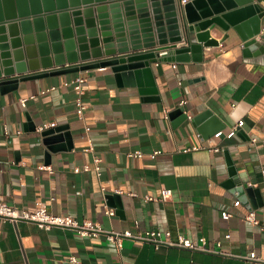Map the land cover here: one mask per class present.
<instances>
[{
	"label": "crops",
	"instance_id": "0c3cea01",
	"mask_svg": "<svg viewBox=\"0 0 264 264\" xmlns=\"http://www.w3.org/2000/svg\"><path fill=\"white\" fill-rule=\"evenodd\" d=\"M252 1L263 10L264 35V0ZM226 34L185 60L151 62L140 84L100 67L21 81L0 94L1 202L26 210L43 203L111 232L204 238L218 252L157 250L133 239H123L119 251L104 234L0 219V264H70L71 255L78 264H264V56L246 55L233 28L211 30L217 41ZM13 40L5 44L15 65ZM78 74L86 77L82 118L73 87L64 85ZM204 114L205 135L193 123ZM49 123L62 127L52 141L38 131ZM194 146L201 148L185 151ZM135 151L144 156L128 157ZM94 156L102 160L99 171ZM234 180L258 191L240 197ZM162 189L172 192L165 201ZM251 211L258 225L245 219Z\"/></svg>",
	"mask_w": 264,
	"mask_h": 264
},
{
	"label": "water",
	"instance_id": "95a60500",
	"mask_svg": "<svg viewBox=\"0 0 264 264\" xmlns=\"http://www.w3.org/2000/svg\"><path fill=\"white\" fill-rule=\"evenodd\" d=\"M262 16L252 0H0V94L21 81L100 67H110L118 80L140 84L141 76L150 77L151 62L185 60L186 53L224 42L227 34L211 38L215 27L233 28L246 55L264 56ZM8 36L16 39L11 41L15 65L5 44ZM173 46L158 57V51ZM205 116L193 120L203 135ZM61 128L42 136L52 141ZM234 182L240 197L258 191Z\"/></svg>",
	"mask_w": 264,
	"mask_h": 264
},
{
	"label": "built area",
	"instance_id": "2783aa9c",
	"mask_svg": "<svg viewBox=\"0 0 264 264\" xmlns=\"http://www.w3.org/2000/svg\"><path fill=\"white\" fill-rule=\"evenodd\" d=\"M187 0H182L181 3L185 4ZM170 49H163L157 52L158 57H162L169 53ZM175 68L176 65L173 64ZM86 82V77L83 74H78L71 82L65 83L64 85H70L73 87V90L76 94V112L79 118H82L83 111L85 109V103L83 101V95L85 93L84 84ZM22 104H25V101L22 100ZM185 101L181 103L183 106ZM191 119V116H188ZM244 122H238L237 126L233 128V130H238L243 126ZM56 123L43 124L38 127L39 132H43L49 128H55ZM201 146H194L192 148L186 149L185 151L197 150L200 149ZM93 146L89 142V145L86 151H92ZM214 150H218L215 148ZM161 154L160 150H157L150 154L152 159L156 158L157 155ZM144 154L141 151H135L128 154V157L131 158H142ZM93 161L95 164V170H100V164L102 162L101 158L98 156L93 157ZM41 169L50 170L49 167L42 166ZM85 169H89L88 166H85ZM264 174V170L262 171ZM172 195L171 190L162 189L161 191V200L165 201ZM149 201L157 200V198L147 197ZM106 213L110 216L114 215L113 210H106ZM225 218H229V213H224ZM0 219L3 221H9L12 223L17 222H31L36 224L39 228L44 230H50L52 228H69L75 230L80 236H92L98 237L99 235L104 234L106 239L112 243L119 251L123 248V239H133L140 242H148L154 245L155 249L159 250L162 247H176L187 249L191 251H203V252H218L210 249L207 245V241L204 238H200L197 241L192 240L182 234H178L175 238H172V234L170 231H161V230H146L143 233L132 234L131 231L127 230L124 232H111L106 231L102 228V226L97 222H92L90 220L79 221L76 218H73L70 215H56L47 209L45 204L38 203L33 210L19 209L17 207L10 206L4 202L0 201ZM245 219L251 222L254 225H258L259 222L255 216L253 211L249 212ZM229 238V235L226 236ZM219 244V243H218ZM220 245V244H219ZM251 259H255L254 256H251ZM70 264H78V259L71 255L68 258Z\"/></svg>",
	"mask_w": 264,
	"mask_h": 264
}]
</instances>
